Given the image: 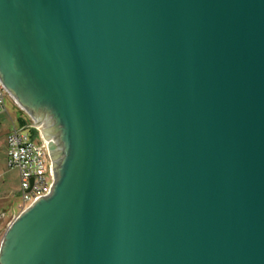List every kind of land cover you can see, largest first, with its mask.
<instances>
[{
  "label": "water",
  "instance_id": "obj_1",
  "mask_svg": "<svg viewBox=\"0 0 264 264\" xmlns=\"http://www.w3.org/2000/svg\"><path fill=\"white\" fill-rule=\"evenodd\" d=\"M0 81L53 172L0 264H264V0H0Z\"/></svg>",
  "mask_w": 264,
  "mask_h": 264
},
{
  "label": "built area",
  "instance_id": "obj_2",
  "mask_svg": "<svg viewBox=\"0 0 264 264\" xmlns=\"http://www.w3.org/2000/svg\"><path fill=\"white\" fill-rule=\"evenodd\" d=\"M8 92L0 81V113L6 110ZM28 124L13 126L7 135L8 166L20 173L22 210L43 194H48L53 181V172L48 156L46 141L33 138L26 130ZM50 172V173H49ZM31 178L34 179L31 184Z\"/></svg>",
  "mask_w": 264,
  "mask_h": 264
},
{
  "label": "rangeland",
  "instance_id": "obj_3",
  "mask_svg": "<svg viewBox=\"0 0 264 264\" xmlns=\"http://www.w3.org/2000/svg\"><path fill=\"white\" fill-rule=\"evenodd\" d=\"M13 101L14 100L10 96V99H7L6 102L9 112L14 116L15 121L17 120V126L19 128L22 126V122L20 119L26 120V124H28L29 121L32 122L33 119L29 116V114L24 110L20 111L19 108L13 103ZM25 131L30 133L33 138H36L38 140L42 139V133L35 127H27ZM1 139L0 145H2L0 147V182L2 183V187H0V215L5 214L7 215L5 219H8L10 215L13 214L14 210L19 211L18 206L19 204H23V199L20 190L18 172L15 168H10L7 165L6 147L4 145L3 138ZM5 194L7 195L6 197L4 196ZM29 204L30 203H28V205ZM14 217L15 216H13L11 220L14 219Z\"/></svg>",
  "mask_w": 264,
  "mask_h": 264
},
{
  "label": "crops",
  "instance_id": "obj_4",
  "mask_svg": "<svg viewBox=\"0 0 264 264\" xmlns=\"http://www.w3.org/2000/svg\"><path fill=\"white\" fill-rule=\"evenodd\" d=\"M7 99H10V96L6 97V101ZM5 101V106H6V110L3 111L2 113H0V139L3 138L4 141V145L6 147V161H7V165H8V139H7V135L9 133V131L13 128V126H17L16 121L14 119V116L9 112L8 110V106H7V102ZM13 103L19 108L20 111H23L16 103L15 101H13ZM22 117V115H21ZM31 121H29L28 123H30ZM2 140V139H1ZM2 145V144H1ZM0 145V147H1ZM18 172V177H19V183H20V173L19 170L17 168H15ZM0 187H2V183L0 182ZM5 197L7 196L6 194L4 195ZM19 211L14 210L13 214L10 215V217L8 219H5L7 215L3 214L0 215V241L2 239V236L4 234V231L6 230V228L8 227V225L10 224V222L13 220H11V218L13 216H17L21 211H22V205L19 204ZM14 217V218H15ZM6 226V227H5ZM5 228V230H4Z\"/></svg>",
  "mask_w": 264,
  "mask_h": 264
},
{
  "label": "trees",
  "instance_id": "obj_5",
  "mask_svg": "<svg viewBox=\"0 0 264 264\" xmlns=\"http://www.w3.org/2000/svg\"><path fill=\"white\" fill-rule=\"evenodd\" d=\"M21 120V122H22V126H24V125H26V120H23V119H20Z\"/></svg>",
  "mask_w": 264,
  "mask_h": 264
}]
</instances>
